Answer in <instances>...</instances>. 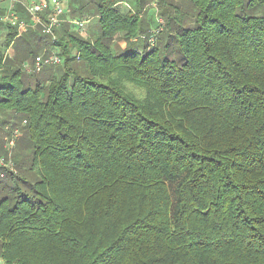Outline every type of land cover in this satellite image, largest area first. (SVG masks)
I'll use <instances>...</instances> for the list:
<instances>
[{
  "label": "trees",
  "instance_id": "16d2710c",
  "mask_svg": "<svg viewBox=\"0 0 264 264\" xmlns=\"http://www.w3.org/2000/svg\"><path fill=\"white\" fill-rule=\"evenodd\" d=\"M122 1H88L99 37L55 29L45 77L23 66L49 35L7 26L1 125L26 126L0 177V260L264 264V0H160L151 49Z\"/></svg>",
  "mask_w": 264,
  "mask_h": 264
},
{
  "label": "rangeland",
  "instance_id": "374dc122",
  "mask_svg": "<svg viewBox=\"0 0 264 264\" xmlns=\"http://www.w3.org/2000/svg\"><path fill=\"white\" fill-rule=\"evenodd\" d=\"M88 1L89 0H80L78 2V4L74 3V0H71L68 2L66 7V12L60 16V19L62 20V24L61 27H58L59 30L62 29V25L68 24L70 25V13H67L68 10H70V7H73L72 9H75L78 11V17L77 19L84 21L85 22V31L83 33H80V31H78V29L76 27H70L72 32H76L82 36H85L89 39H93L96 37H99L101 34V30H100V24H99V16H97V9H95L94 7H90L88 5ZM153 1V2H152ZM144 2L146 3V5L140 10L139 6H138V0H135V2L133 3L131 0H123L122 2H120L117 7H119L121 10L123 11H130L133 14H137L138 17L140 19L145 20V22L147 23V26L149 27V33H148V44L150 45L149 48H152L153 46H151V44L153 45L154 43L152 42H157V46L159 45V40L160 37L164 34V32L167 31V20L166 17L162 15V7L160 5V0H144ZM74 3V4H73ZM134 4V5H133ZM177 6L179 8L175 9L174 5ZM167 10L169 11V13H171V15H176L177 13H175V10H181L184 14L188 15V14H192L193 10L190 9V2L188 0H168L167 1ZM192 17H189V19ZM76 19V18H74ZM158 19H161V21L163 22V24L161 25V27H159L158 24ZM96 26L97 27V31L95 33H92V27ZM56 28V30L58 29ZM40 32L43 33V28L40 27ZM155 31V32H154ZM1 33V32H0ZM152 35H155V37L153 39H150ZM157 36V37H156ZM6 37V35H5ZM54 38H56V35H52V36H43L40 39V46H38L36 43H31V45L29 46V49L27 50V55L28 58L25 61V64L23 66V69L25 72L28 71V67H32L35 64V55L38 56H42L46 54V48L51 46V42L54 40ZM118 39V37H117ZM121 39H118V42H120ZM5 42L4 36L0 37V44L3 45ZM124 45V44H123ZM12 48V47H11ZM10 49V48H9ZM51 49V47H50ZM113 49L114 51H121L122 47L120 45L116 44L115 41V45H113ZM52 51L50 52H60V49L58 47H56V49L54 50L53 48L51 49ZM138 51V45L137 44H131L129 49H127L125 51V53H133ZM9 58V56H8ZM180 55H178L176 57L177 61H180ZM11 60V59H10ZM52 66L55 65H49L43 68V70L41 72H39V74H41V76L45 77L47 75V73L51 70ZM59 67V66H57ZM56 68V67H54ZM29 72V71H28ZM33 75H38L35 74L34 72L31 73ZM2 116L0 114V159L2 158H7L9 155V150H7L6 148V143L8 140V137H10V133H11V129L12 128H17L19 127L22 134H24L25 132V126L24 124H17L13 127V124H2L1 125V121H2ZM20 140V138L16 141L15 144V148L12 150V162L14 165V171L12 172L14 174H17L18 170L15 164V159H14V155L17 152V143ZM2 263V262H1ZM3 264V263H2Z\"/></svg>",
  "mask_w": 264,
  "mask_h": 264
},
{
  "label": "built area",
  "instance_id": "2783aa9c",
  "mask_svg": "<svg viewBox=\"0 0 264 264\" xmlns=\"http://www.w3.org/2000/svg\"><path fill=\"white\" fill-rule=\"evenodd\" d=\"M15 3L17 0H11ZM29 16L32 19L31 23L21 19L15 10H10L5 16L2 17V22L5 26L16 27L18 29V37L22 36L25 33H28L33 27L40 26L43 28V33L47 35H54L56 28L61 26L62 20L60 16L66 12V7L64 6L61 0H39L33 1L26 5ZM70 13V10L67 11ZM45 14V18L43 17ZM70 24L72 27H76L80 33L85 31V22L79 19L71 20ZM159 27L163 24L161 19H158ZM155 32V31H154ZM155 35H152L150 39H153ZM157 37V36H156ZM55 39V38H54ZM158 42V41H157ZM154 43L152 48L157 44ZM150 47V45H149ZM151 49V48H149ZM55 50V49H54ZM52 50H46V54L42 56H37L35 59V64L32 67H28L29 72L39 73L43 70L44 67L49 65H61L63 59L59 52H50ZM26 125V121L23 123ZM22 132L19 127L12 128L10 137L7 140L6 148L9 150V155L7 158L0 159V177L4 176L5 171H14V165L12 162V150L15 148L16 141L21 137Z\"/></svg>",
  "mask_w": 264,
  "mask_h": 264
},
{
  "label": "crops",
  "instance_id": "0c3cea01",
  "mask_svg": "<svg viewBox=\"0 0 264 264\" xmlns=\"http://www.w3.org/2000/svg\"><path fill=\"white\" fill-rule=\"evenodd\" d=\"M33 1H39V0H17L15 3H13L11 0H0V37L4 36L5 39V35L8 34V27L5 26V24L2 22V17L5 16L11 9L15 10L17 12V14L19 15V17L25 21H27L28 23L32 22L31 17L28 14L27 11V7L26 5L33 2ZM63 2V4H65L67 6L68 2L71 0H61ZM75 4L80 1V0H74ZM133 3L135 2V0H131ZM73 3V4H74ZM64 5V6H65ZM134 5V4H133ZM73 7H70V11L72 10ZM43 17H45V14H43ZM74 18H70V20H73ZM71 22V21H70ZM70 24V23H69ZM70 26H72L70 24ZM61 27V26H60ZM40 26H37L35 28H31L29 33H36L39 32L40 30ZM97 31V27L94 26L92 27V33H95ZM120 37H118L119 39ZM118 39H116V44L120 45L122 48H124L123 45V41L118 42ZM53 48V47H52ZM51 48V49H52ZM49 47H47L45 50H51ZM7 57L9 56V58H14L16 55V51L14 49V47L10 48L7 50ZM4 264V262L2 260H0V264L2 263Z\"/></svg>",
  "mask_w": 264,
  "mask_h": 264
}]
</instances>
